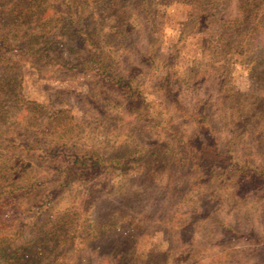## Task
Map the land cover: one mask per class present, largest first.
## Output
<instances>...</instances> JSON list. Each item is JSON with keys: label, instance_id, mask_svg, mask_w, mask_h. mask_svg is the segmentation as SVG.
Instances as JSON below:
<instances>
[{"label": "rangeland", "instance_id": "rangeland-1", "mask_svg": "<svg viewBox=\"0 0 264 264\" xmlns=\"http://www.w3.org/2000/svg\"><path fill=\"white\" fill-rule=\"evenodd\" d=\"M126 1L38 0L35 12L23 15L11 11L7 4L12 0H0V16L11 21L3 26L0 23V41L6 38L12 46L5 49L16 55L15 66L7 67V71L16 72L20 81L16 96L7 97L10 101L2 95L0 105L7 111L4 114L7 120L31 126L32 115L24 111L23 104H52L53 108L65 109L69 119H64L56 132V128L36 132L42 141L67 144L79 151L128 148L140 152L154 149L162 140L156 129L126 113L118 96L101 86L91 74L60 68L64 64L77 67L86 59L81 38L71 35L68 29L71 21L87 28L91 16L90 27L101 35L102 53L112 67L136 80L151 113L160 111L164 104L163 111L171 114L167 117L173 116L164 102L167 100L154 91V82L166 75L148 67L145 58L150 53L156 65L164 64L168 69L184 105H193L195 101L208 105L206 112L215 127L219 147L235 137L232 145L235 159L264 168V138L259 145L254 136L255 124L248 123L254 119L253 114L264 117V21L258 27L260 33L254 37L251 32L254 27L242 18L240 0H209L216 5V18L221 22L215 20L217 29L226 20L237 19L242 25L231 24L226 32H218L222 40L211 41L203 26L197 30V23L186 22L187 7L177 0H149L154 12L148 26L135 9L138 0ZM103 16L108 17L106 28L97 22ZM129 20L133 21L132 27L127 23ZM119 33L125 34L122 43L117 44ZM26 45L42 55V59L19 50L27 49ZM190 73H195V80ZM184 82L189 85L180 89ZM2 89L6 91L7 87L1 85L0 95ZM232 107L236 109L231 110ZM230 111L234 112L233 121L232 116H224ZM34 122L42 123L40 119ZM174 125L188 135L195 131L191 122L177 116ZM244 127L250 129L237 132ZM6 158L15 167L13 180L9 181L11 177L5 181L13 189L23 184H45L44 180L56 173L60 164L58 160L40 164L17 151L0 155V161ZM22 169L26 173L24 178L18 175ZM147 171L118 168L102 178L94 176L85 182L67 183L68 191L53 208L30 224L22 216L36 203L38 193L35 197L1 202L0 241L26 247L32 237L42 236L39 232L45 228L49 235L38 240L46 241L38 264L264 263V197L254 199L250 193L242 192L244 199L232 209L227 206L221 180L171 164L150 169L148 175ZM50 182L46 184H56L54 180ZM16 217L22 219L17 222ZM58 221L60 224H56ZM67 222L69 225L65 226ZM221 222L253 236L252 244L237 239L228 241L220 229ZM84 223L88 225V233L80 236ZM19 224L32 228L18 230ZM51 229L58 232L57 237ZM70 234H74L75 240L63 245L59 239ZM250 249L258 251L249 254Z\"/></svg>", "mask_w": 264, "mask_h": 264}, {"label": "trees", "instance_id": "trees-1", "mask_svg": "<svg viewBox=\"0 0 264 264\" xmlns=\"http://www.w3.org/2000/svg\"><path fill=\"white\" fill-rule=\"evenodd\" d=\"M177 1L187 7L186 22L193 21L197 23V30L203 26L211 41L222 40V37L218 32H226L228 26L233 23L234 25H238V23L240 24L237 19L226 20L222 23L221 27L217 29L215 27V20H217L219 24L221 22L216 18L218 12L214 3H210L209 0ZM125 2L127 1L125 0ZM239 3L242 18L248 23H251V26L254 27L251 32L252 35L256 37L260 33L259 29H261L258 27H260L259 25L264 21V0H240ZM38 4V0H14V2L12 0V3L7 5L12 7L11 11L15 10L23 15L24 13L26 15H31L33 13L32 11L35 12L38 8ZM135 9L141 13L145 25L148 26L150 18H152L154 12L151 9L150 1L138 0L137 4H135ZM126 15L125 12L122 13V16L125 17V19ZM103 18L104 21L102 20ZM103 18L100 17V19H97V22H101L104 25L108 20V17L103 16ZM0 19L2 26L11 23V21L7 22L6 19L3 20L2 16H0ZM89 19L91 21L92 17L90 16ZM122 19L125 23L126 20L124 18ZM131 20H133V18ZM90 21H85L86 25H88L87 28H83V26L79 27L78 22H76L75 25L74 21H71L68 29L71 35L73 34V36L81 38L87 54L86 59H84L83 62H80V65L77 67H67L64 64L60 65V68L73 71L79 70L91 74L101 86L108 88L111 93L118 96L116 98L122 102V106L126 113L130 114L140 123L156 129L157 133L162 135V140L156 144L154 149L140 152L128 148H117L103 152L79 151L77 148L69 147L67 144L58 145L37 138L36 132L39 130L40 132H48L49 130L56 128L54 131L56 132L57 128L61 126L60 124L62 121H64V119H69L68 112L65 109L53 108L51 107L52 104L48 106H35L31 103H27V105L30 106H26L23 104L25 108L24 111L31 113L33 122L31 126L30 124L29 126H25L19 125L18 121H8L4 115L7 111L1 109L2 106L0 105V155L3 153L12 154L17 151L18 153H24L35 159L37 162H40V164H49V162H55L57 160L60 162L57 172L49 174L51 177L44 180L45 184H23L18 189H13V187L7 185L5 181L11 177L12 179L9 181L13 180L15 167L7 158L0 161V203L17 201L19 197H35V194L38 193V196H36L38 198L36 203L32 205L27 213H25L26 216H22L28 219V223L30 224L39 216H43V214H46L51 208H53V204L59 201L63 194L68 191V186L65 187V184L67 183L70 185L74 182H85L94 176L102 178V176H105L118 168L129 170L146 169L148 170L146 175H148L150 169H161L170 164L171 166H176L178 168L189 167L191 170L195 169L196 171L209 176L211 179L215 178L221 180L224 184L222 192H224V196L228 201L227 206H231L232 209H235V207L244 199L242 197L244 194L242 196L240 195L242 192L250 193L254 196V199L264 197V168L255 167L247 163L245 160L239 162L235 159L232 151L235 137H231L228 142H224L222 148L219 147L215 127L210 122V118L206 112V106L208 105H206V103L202 105V101H198L199 103L195 101L193 105H184L186 103H184L182 98L180 99L178 97L176 83L171 81V75L168 73V69H166L164 64L156 65L153 59L154 57L150 53L146 55L145 58L148 67L153 69V71L162 70L166 75L163 80L154 82V91L160 94L164 100H167L163 101L167 102L166 104L172 109L173 116L167 117V115L169 116L171 114H167V112L163 111L165 107L164 104L160 111H157L155 114L151 113L150 106L143 100L142 89L137 84L136 80L121 73L119 69L112 67L110 62L106 59V56L102 53V47L100 46L99 40L101 35L99 36L93 31L92 27H90ZM133 21H127V23L130 24V27L133 26L131 25ZM104 26L102 27L106 28V26ZM73 28H77L76 32L71 31ZM124 34L125 33L119 35L120 39H117V44L122 43ZM5 39L6 38L0 41V88L1 85H4L7 87V90L3 91L2 89L0 103L4 98H2V95H5L6 99L4 100L8 101H10V99H8L10 98L9 96L14 95L13 97H15V94H17L16 88L20 83L16 72L12 73L11 70L9 72L7 71V67L12 69L15 66L13 58L16 55H10V50L7 51V49H5L6 47L8 48L12 46L9 45ZM26 46L27 49L21 48L19 50L34 54V56H38V58L42 59V55L34 53L35 51H33L29 45ZM239 46L240 45H238V47ZM14 47H17V45ZM237 54H239V52ZM240 62L243 63V57H241ZM194 74L195 73H190V77L193 78V80H195ZM193 75L194 77H192ZM181 85L183 87H179L180 89L185 88L189 85V82H184ZM215 106L217 108V105ZM235 109L236 108L233 107L231 108V110ZM230 112L231 114L226 112L224 116L226 118L232 116L231 121H233L234 112ZM174 116L182 118L189 123L191 122L195 131L190 135L183 133L180 129L175 127ZM252 116L254 119L248 123L252 126L255 124L253 126L255 131L254 136L257 138L256 140L259 145H261L263 144L262 140L264 138V117L257 113ZM34 119H40L43 125L41 122L36 124ZM249 129L250 127L245 129L239 128L237 129V132L242 133V130L247 131ZM24 172L25 170L22 169L21 171H18V175L21 178H24V174H26ZM53 180L56 182L55 185L46 184ZM20 191H24L22 195H18V192L20 193ZM20 219L22 218H15L17 222L20 221ZM61 221H58L56 224H60L59 222ZM65 222L66 221H64V223ZM56 224L54 225L57 226ZM220 224L222 226L220 229L223 231V234L227 237L228 241L237 239L245 241L250 245L252 244L251 239L254 238L253 236L243 234L226 223L221 222ZM68 225L67 222L65 226ZM87 226L88 225L85 223L81 225V231H79L80 236L88 233ZM18 227H20L18 230L25 229V227L29 230L32 228L29 225L25 226L22 224H19ZM54 231L55 229H51V232L57 237L58 232ZM41 233L42 236L39 235L38 239L32 237V239L27 242L26 247L22 245L13 247L9 241H0V263L38 264L40 259L43 258L44 249L46 247L45 240H38L49 235L45 228L41 229L39 234ZM82 239L85 242V237H82ZM59 240L63 245L67 246L69 244L67 241H74L75 237L74 234L63 235ZM197 251H199V249H197ZM256 251L258 250L250 249L248 250V253L253 254ZM258 264L264 263L260 262Z\"/></svg>", "mask_w": 264, "mask_h": 264}]
</instances>
